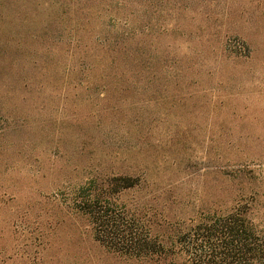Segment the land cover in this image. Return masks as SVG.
Instances as JSON below:
<instances>
[{
    "label": "rangeland",
    "instance_id": "obj_1",
    "mask_svg": "<svg viewBox=\"0 0 264 264\" xmlns=\"http://www.w3.org/2000/svg\"><path fill=\"white\" fill-rule=\"evenodd\" d=\"M68 1L0 0V32L5 34L0 57L10 50L11 58L6 57L14 59L10 32L30 41L32 35L73 29L75 24L66 18L74 19ZM138 2L136 60L151 67L147 81L143 76L137 80L134 95L103 100L89 94L87 106L82 101L88 94L82 92L68 113L77 115L67 121L60 119L67 84L58 78L52 103L44 106L52 118L48 135H22L35 142L30 153H39L43 164L26 155L5 153L0 158V199L3 193L16 195L0 210V264H142L100 246L84 220L76 221L64 204L43 197V192L52 193L51 183L67 192L65 188L89 175L66 167L74 162L73 146L89 141L98 148L91 171L100 164L107 173L137 168L136 175L144 174L146 183L123 194L120 202L154 208L152 213L145 210L146 219L155 213L181 215L187 224L188 218L197 220L209 210H231L237 197L249 199L252 191L257 193L251 202L253 219L264 226V0H149L147 8ZM110 18L104 17L103 26ZM3 58L0 85L12 78L8 58ZM73 86L68 84L69 94ZM7 115L0 106V127L11 124ZM86 115L91 125L70 121ZM89 159L84 156L80 162L90 164ZM53 161L65 167L55 173ZM241 165L256 174H242L245 178L238 180L218 173H236ZM13 181L18 183L16 193L5 186ZM168 183L169 190L164 187ZM175 235L167 229L163 238ZM183 258L173 264H186Z\"/></svg>",
    "mask_w": 264,
    "mask_h": 264
},
{
    "label": "trees",
    "instance_id": "obj_2",
    "mask_svg": "<svg viewBox=\"0 0 264 264\" xmlns=\"http://www.w3.org/2000/svg\"><path fill=\"white\" fill-rule=\"evenodd\" d=\"M140 1L144 2L145 8L148 7L149 0ZM137 2L138 0H69L68 6L73 9L74 19L68 16L66 18L75 24L70 31L46 33L45 37L48 38L32 35L28 37L30 41L10 32L14 59H9L10 50H4L0 58L9 57L8 68L12 78L0 85V106L5 115L8 113L6 122L11 124L0 127V158L5 153L11 156L26 155L29 158L35 157L40 166L43 164L39 153V156L30 153L37 148L35 142L22 139V135L25 132L34 133L35 136L46 132L48 135V121L52 118L44 112V106L52 103L58 78L62 79V84L65 78L64 84L74 85L71 94L66 86L61 95L60 112L63 116L60 119L67 121L71 115H77L68 113L76 107L77 98H82V92L88 94L87 99L82 101L87 106L91 103L89 94H98L103 100L114 96L134 95L138 90L137 80L143 76L147 81L151 67L139 64L136 60L133 26ZM61 5L63 8L64 3ZM105 16L112 18L103 26ZM3 37L5 34L0 32V44ZM77 76L81 77L79 81L75 80ZM40 94L42 96L39 99ZM38 116H42V120H38ZM72 117L70 121L75 124H92L89 115L82 120L78 116ZM14 133L19 134L18 137H12L11 134ZM90 143L73 146L70 158L74 162L66 166L73 171H88L89 175L84 181L76 180L71 189L65 188L67 192L61 191L62 186H53L51 183L50 186L54 187L51 188L52 193L47 195L43 192V197L50 199L53 204H64L73 212L76 221L84 220L91 229L94 241L100 246L142 264H173L181 257H184L186 264H264V226L256 223L252 216L251 202L254 201L256 192L251 191L249 199L244 200L243 195L237 197L235 206L227 212L209 210L197 220L188 218L187 224L181 215L167 217L155 213L150 219H146L145 210L152 213L154 208L146 206L144 209V203L140 202L135 206L120 202L123 194L146 183L144 174L136 175L134 172L137 168H130L120 174L107 173L100 164L91 171L95 164L92 160L97 159L98 148L93 149ZM131 149L135 150V147ZM84 156L90 158V164L80 162ZM64 167L59 166L58 161L51 164L55 173ZM241 167L236 173H218L242 180L257 172L248 170L245 165ZM2 172L8 174L4 170ZM242 174H246L245 177ZM42 178L45 179L43 176ZM7 184V190L14 193L19 190L15 181ZM43 184L49 185L48 181ZM0 187L4 188V185L1 184ZM164 187L169 190L172 184H165ZM36 194L38 196V192ZM12 195L14 196L9 197L6 193L1 194L0 204L3 208L0 210L4 211L7 198L11 201L16 198L15 194ZM58 211L62 212V208ZM157 215L160 216L155 217ZM52 217L54 214L51 219ZM153 227L164 232L173 229L176 235L171 240H164V232L158 230L159 232L154 233Z\"/></svg>",
    "mask_w": 264,
    "mask_h": 264
}]
</instances>
